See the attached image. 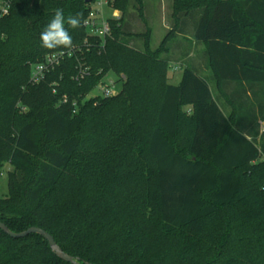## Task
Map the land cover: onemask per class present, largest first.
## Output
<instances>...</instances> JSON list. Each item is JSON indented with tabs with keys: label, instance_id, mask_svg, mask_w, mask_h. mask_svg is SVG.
Wrapping results in <instances>:
<instances>
[{
	"label": "trees",
	"instance_id": "trees-1",
	"mask_svg": "<svg viewBox=\"0 0 264 264\" xmlns=\"http://www.w3.org/2000/svg\"><path fill=\"white\" fill-rule=\"evenodd\" d=\"M0 4V222L41 228L85 264H264V0H173L155 50L144 0H115L105 39L85 28V0ZM58 8L82 26L71 49L48 50ZM190 30L202 60L180 59L173 85L170 42ZM50 55L62 64L32 84ZM108 73L120 93L84 101ZM0 264L70 263L0 230Z\"/></svg>",
	"mask_w": 264,
	"mask_h": 264
},
{
	"label": "rangeland",
	"instance_id": "rangeland-1",
	"mask_svg": "<svg viewBox=\"0 0 264 264\" xmlns=\"http://www.w3.org/2000/svg\"><path fill=\"white\" fill-rule=\"evenodd\" d=\"M145 6L146 9L147 7L149 8V17H148V26L152 30V38H151V48L153 50L157 49L165 36L168 33V30L171 28V25L173 24L172 20V8H173V0H165L161 2V5L159 6L158 0H145ZM105 14L107 17L111 18L112 16V11L106 9ZM136 18V22H135ZM126 23H129L130 25L133 26V31L135 32H143L144 30V24L138 17L137 12L130 8L128 11V14L126 16ZM167 28V29H166ZM169 28V29H168ZM136 45L139 47H142L143 42L142 41H136ZM178 47H181L180 49ZM170 48L171 56L179 57L180 59L184 58L187 54H191L192 56H195L194 60L201 62L203 52H204V47L203 45H198L193 38L192 31L190 30L189 32H185L182 35H179L177 38L172 40L170 42ZM178 61H175L174 63H177ZM38 64V63H36ZM62 64V63H61ZM181 64V63H180ZM35 65V64H34ZM34 65L31 67V69L34 68ZM173 63H171V66L169 68V74L171 77L173 76ZM56 70V69H55ZM54 70V71H55ZM177 72V71H175ZM182 72H177L176 73V79L180 77ZM208 75L210 73H207ZM211 78V77H210ZM174 81V80H173ZM102 82L105 83V85H112L114 86V90L117 94L120 93L121 88H122V83L119 82V78L113 75L112 73H108L103 79ZM211 87L213 90L214 88V83L211 82ZM116 94V95H117ZM102 95L101 88L97 87L90 95H88L84 101H88L90 99H96ZM115 95V96H116ZM26 110L23 109L20 115L26 114ZM262 132H264V125H262L261 128ZM10 167L6 165L4 169L2 170V175L0 177V197H4L5 195L8 194V173L10 171ZM251 190H249V193Z\"/></svg>",
	"mask_w": 264,
	"mask_h": 264
},
{
	"label": "built area",
	"instance_id": "built-area-1",
	"mask_svg": "<svg viewBox=\"0 0 264 264\" xmlns=\"http://www.w3.org/2000/svg\"><path fill=\"white\" fill-rule=\"evenodd\" d=\"M114 1L115 0H94L89 4V15L84 22V26L90 34L99 36L103 39L110 34L109 20H120L121 18V15L116 13V10L112 8ZM106 9L112 11L111 18L106 16ZM8 11L9 4H0L1 16H6ZM62 58V55H50L47 56L43 62L35 64L31 71V83L39 84L48 73L60 65ZM176 69H179V66ZM114 86H107L104 82H101L99 84L102 92L100 97L110 98L115 96L117 93L114 90ZM64 101L67 102L66 96H64Z\"/></svg>",
	"mask_w": 264,
	"mask_h": 264
},
{
	"label": "clouds",
	"instance_id": "clouds-1",
	"mask_svg": "<svg viewBox=\"0 0 264 264\" xmlns=\"http://www.w3.org/2000/svg\"><path fill=\"white\" fill-rule=\"evenodd\" d=\"M81 18V13L66 18L62 9H56L52 19L40 33L41 46L48 50L71 49L73 38L68 29L80 28Z\"/></svg>",
	"mask_w": 264,
	"mask_h": 264
},
{
	"label": "water",
	"instance_id": "water-1",
	"mask_svg": "<svg viewBox=\"0 0 264 264\" xmlns=\"http://www.w3.org/2000/svg\"><path fill=\"white\" fill-rule=\"evenodd\" d=\"M92 0H85V3L90 4ZM0 230H2L5 234L9 235L12 238L19 239V238H25L29 235L36 234L41 236L44 240H46L52 250V252L61 260L70 263V264H85L81 263L79 259H75L72 256H69L66 254L56 243L55 239L45 230L41 228H30L24 232L21 233H13L9 230V228L0 222Z\"/></svg>",
	"mask_w": 264,
	"mask_h": 264
},
{
	"label": "crops",
	"instance_id": "crops-1",
	"mask_svg": "<svg viewBox=\"0 0 264 264\" xmlns=\"http://www.w3.org/2000/svg\"><path fill=\"white\" fill-rule=\"evenodd\" d=\"M145 1V0H144ZM163 1H165V0H158V4H159V6L161 5V2H163ZM147 11H148V13H149V8L147 7ZM116 13H118V14H120L121 15V13L119 12V11H116ZM167 29V28H166ZM169 29V28H168ZM179 49L181 48V47H178ZM189 56H192L191 54L189 55ZM180 57V56H179ZM179 57H176V60L178 61L177 63H174L175 61H173V70H174V74H173V76L171 77L170 75H168V78H169V81H170V83L171 84H173V85H178L179 83H180V80H181V76L180 77H178L177 79H176V73L177 72H182V69H176L179 65H180V58ZM175 71H177V72H175ZM174 80V81H173Z\"/></svg>",
	"mask_w": 264,
	"mask_h": 264
}]
</instances>
